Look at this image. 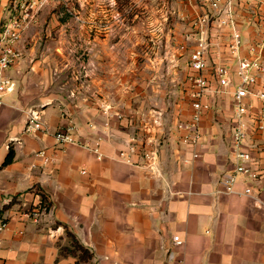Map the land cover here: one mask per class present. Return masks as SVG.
<instances>
[{
	"label": "crops",
	"instance_id": "obj_1",
	"mask_svg": "<svg viewBox=\"0 0 264 264\" xmlns=\"http://www.w3.org/2000/svg\"><path fill=\"white\" fill-rule=\"evenodd\" d=\"M7 1L0 0V26ZM240 16L246 31L242 56L249 58L254 45L249 31L262 27L250 23L248 10ZM33 32L17 46L21 58L7 73L16 90L0 108V220L8 225L0 232V264H264L262 118L249 117L245 145L259 180L238 179L239 191L248 185L255 195H229L224 186L235 169V88L205 100L210 109L201 124L202 139L191 149L173 131L190 119L191 103L184 119L163 122L162 128L129 118L108 120L99 108L112 105L122 114L116 98L101 99L108 93L95 88L91 101L84 94L73 100L64 93L51 66L54 56L37 50L40 41ZM221 46L226 47L219 44L210 55L207 76L213 90V60L229 63V53ZM256 88L264 92V75ZM32 109L44 110L46 132L24 133ZM69 118L77 126L76 141L96 147L102 139L100 156L57 143L55 134ZM133 137L159 154L155 170L120 157ZM10 153L13 162L5 165ZM195 154L200 158L195 160ZM132 161L149 163L141 156ZM67 234L93 256L90 262L62 253L73 250ZM176 237L183 241L181 247L174 245Z\"/></svg>",
	"mask_w": 264,
	"mask_h": 264
},
{
	"label": "rangeland",
	"instance_id": "obj_2",
	"mask_svg": "<svg viewBox=\"0 0 264 264\" xmlns=\"http://www.w3.org/2000/svg\"><path fill=\"white\" fill-rule=\"evenodd\" d=\"M198 12L197 0H52L30 29L37 50L54 56L56 84L73 100L84 94L91 101L101 89L124 119L154 122L159 113L161 122H178L190 108V20ZM249 34L251 46L264 41V27Z\"/></svg>",
	"mask_w": 264,
	"mask_h": 264
},
{
	"label": "built area",
	"instance_id": "obj_3",
	"mask_svg": "<svg viewBox=\"0 0 264 264\" xmlns=\"http://www.w3.org/2000/svg\"><path fill=\"white\" fill-rule=\"evenodd\" d=\"M52 0H8L5 8L4 20L0 26V108L5 105V96L15 92L16 83L7 76V73L20 60L21 54L17 49L25 33L39 19L40 13ZM187 1V0H186ZM204 8L203 15L197 14L190 20L193 35L189 41L193 43V49L189 57V67L192 72L190 78V103L192 114L188 121L178 124L174 134L178 135L181 143L191 149H197L202 139L201 124L205 113L210 106L205 100L210 95L228 94L231 88L235 105V127L233 131V157L235 169L225 180L224 186L229 195L239 194L254 196L252 187L245 186L239 191V177L259 180V175L252 170V156L246 150V141L249 137V117L256 116L264 120V92L258 90L259 77L264 75V41L256 46H250V57L242 56L245 48L243 27L241 26L240 12L248 10L250 23L253 25L258 20L264 25V0H197ZM253 11V12H252ZM255 14V17L253 16ZM255 20V21H254ZM243 21V20H242ZM259 24V22H258ZM259 24L261 27L263 25ZM225 43L229 53V63L223 64L220 58H215L212 77L216 81V89L213 90L212 82L207 76L211 70L210 55L213 48ZM233 77L236 78L234 82ZM250 100V101H249ZM257 102L262 106L258 107ZM104 116L123 121L120 113H115L113 106L100 107ZM163 115L156 113L153 116V126L162 128ZM44 110L32 109L27 113L24 133L35 135L45 131ZM77 130L73 119H68L67 125L55 134L57 143L61 146H77L85 148L100 156L99 146L102 139H98L96 147L84 145L74 138ZM264 130V125L260 126ZM148 133L151 134L150 128ZM12 143H16L13 140ZM146 144L133 137L128 142V149L121 153L120 157L129 164L155 170L159 160V154L155 151H147ZM46 164L52 161L46 158L45 153L40 155ZM141 156L149 163L146 166L134 164L133 157ZM200 156L195 154L194 159ZM8 225L0 220V232L5 231ZM174 245L181 247L183 241L176 237Z\"/></svg>",
	"mask_w": 264,
	"mask_h": 264
},
{
	"label": "trees",
	"instance_id": "obj_4",
	"mask_svg": "<svg viewBox=\"0 0 264 264\" xmlns=\"http://www.w3.org/2000/svg\"><path fill=\"white\" fill-rule=\"evenodd\" d=\"M13 162V154L10 153L5 165H9ZM68 238L71 241V245L73 246V250H63L64 253H68L72 257L78 258L80 262L82 263H88L93 259V256L85 250L79 242L75 239V237L72 236V234H67Z\"/></svg>",
	"mask_w": 264,
	"mask_h": 264
}]
</instances>
